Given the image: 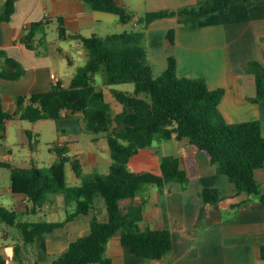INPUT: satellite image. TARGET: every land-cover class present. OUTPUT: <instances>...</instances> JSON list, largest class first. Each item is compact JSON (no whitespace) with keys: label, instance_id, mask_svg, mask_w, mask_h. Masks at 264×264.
Wrapping results in <instances>:
<instances>
[{"label":"trees","instance_id":"obj_1","mask_svg":"<svg viewBox=\"0 0 264 264\" xmlns=\"http://www.w3.org/2000/svg\"><path fill=\"white\" fill-rule=\"evenodd\" d=\"M16 1L5 0L0 20H10ZM81 1L94 10L118 14L123 22L135 17V13L116 0ZM243 1L247 0H205L178 9L148 10L139 19L145 29L151 22L171 16L195 26L210 14L226 13L232 5ZM58 22L59 37L79 38L88 49V60L79 66L67 86L59 79L48 90L18 94L14 111L5 108L0 95V143L6 137V122L13 117L30 121L57 120L82 112L92 139L107 138L111 162L106 172L98 169L84 172L80 159L69 154L67 144L54 147L58 160L49 171L35 164L20 167L0 160V167L9 168L11 172V190L26 198V213L42 212L58 195H62L66 203L76 205L63 220L34 221L21 220L17 209L0 205V220L16 225L26 243L37 241L43 252L46 234L63 227L77 215H92L89 230L72 240L49 264H108L111 259L107 245L117 233L121 243L139 257L160 259L172 250L169 229L140 227L142 208L121 204L123 199L134 198L148 184L181 189L187 186L191 172L178 155L161 154L159 173L130 167L131 158L142 148L157 146L161 149V145H154L155 140L187 138L192 149L208 165L215 166L218 173L228 177L229 197L245 194L247 198L257 196L264 202L256 176L258 169H264L262 125L258 120L228 122L219 109L224 88H210L204 77L179 76L174 55H168L164 70L155 74L147 60V49L141 43L145 29L87 36L69 33L62 17H58ZM43 23L37 21L27 28L22 40L29 48L37 49L34 37ZM175 35L176 29L170 28L166 35L170 44L175 42ZM0 53L5 57L0 78L14 80L24 75L25 67L17 59L3 49ZM247 70L256 78V95L252 99L264 100V65L252 60ZM99 72L106 85L134 83L133 90L112 88L115 99L122 105L120 111L115 110L103 88L98 86L96 75ZM68 162L80 183L67 182ZM186 163L193 168L192 157H187ZM202 196L206 203H217L221 199L216 188H204ZM103 212L107 220L100 219ZM20 255V244L15 243L10 264H27ZM261 255L264 258V246ZM38 260L36 264H41Z\"/></svg>","mask_w":264,"mask_h":264},{"label":"crops","instance_id":"obj_2","mask_svg":"<svg viewBox=\"0 0 264 264\" xmlns=\"http://www.w3.org/2000/svg\"><path fill=\"white\" fill-rule=\"evenodd\" d=\"M116 1L125 7L136 8L134 0ZM146 1L150 5L155 2L153 8L178 9L198 5L205 0ZM4 2L0 0V13ZM153 8L149 7L148 10ZM97 11L103 10H94L81 0H17L10 20H0V49L17 59L25 67V73L14 80L0 78V92L3 94L10 86V91L15 94H29L48 90L54 82L48 51L29 48L22 40L32 23L44 21L40 28L45 33L47 22H58V17H62L69 33L89 36L97 33L93 28L101 16ZM170 28L176 29L173 44L166 37ZM39 41L41 44L47 43L43 37ZM141 43L147 49V60L154 73L162 72L167 65L168 55H174L179 76L204 77L210 88L225 89L219 109L228 122L258 120L264 135V100L257 102L252 99L256 95V78L254 73L247 70L252 60L264 65V0L235 3L226 13H212L195 26L173 17L157 19L146 27ZM60 47L62 52L65 51ZM65 55L70 62L74 61L69 54ZM4 64L5 57L0 53V70ZM15 82H18L19 88L15 87ZM108 88L112 91L117 87L109 85ZM172 140L185 148L184 154L175 155L183 158L184 167L191 172L187 186L181 189L148 184L127 205L142 208L140 227L169 229L172 250L160 259L143 258L130 252L121 243L120 236H113L107 245V254L111 259L108 264H264L261 255L264 246V202L257 196L247 198L245 194L229 197L228 177L218 173L215 166L208 165L192 149L187 138ZM158 150L157 146L142 148L130 162L135 163V167H142V163L149 158H156ZM73 155L80 159L78 154ZM93 155L97 159L96 166L100 165L99 160L102 159L109 169V158L103 159L97 153ZM187 157L193 158V168L186 163ZM256 176L264 193V169H258ZM78 183L80 181L75 182ZM208 187L218 189L221 199L217 203L204 201L202 192ZM16 199L14 208L24 215L26 198L17 194ZM89 215L88 220L86 216ZM91 218V214L77 215L63 227L46 234V246L51 245V237L58 233V253L62 252L72 240L89 230ZM69 231L77 234L70 237L72 232ZM14 245L3 246L6 247L4 250L0 246V264L12 262Z\"/></svg>","mask_w":264,"mask_h":264},{"label":"rangeland","instance_id":"obj_3","mask_svg":"<svg viewBox=\"0 0 264 264\" xmlns=\"http://www.w3.org/2000/svg\"><path fill=\"white\" fill-rule=\"evenodd\" d=\"M134 1L135 2L133 4L136 8L126 7L128 10L135 13L133 20L123 22L118 14L106 11H97V13H101V16L100 20L96 21L93 26L94 30L98 34L105 36L110 33H119L125 30L130 31L145 29L143 27L144 25L140 22L139 17L143 16L149 7L153 8L152 6L155 2L150 5V3L146 0ZM165 8L166 7L153 8L152 10ZM171 17L177 18L176 16ZM58 25L59 22H57V20L46 23L45 33L43 28H38L34 37L35 46L40 51H48V58L51 60V66L53 69V72L51 73L52 79L55 81V77L58 76L61 82L67 86L73 75L77 72L79 66L85 64L88 60V49L79 38L75 40H62L59 37ZM41 37L46 38L47 43H39ZM60 46H62L65 51L62 52L59 49L61 48ZM66 53L73 58V62L69 61L68 56L65 55ZM155 74H158L157 71H155ZM102 78L103 74L99 72L96 75L98 86L101 88L103 85L102 88L106 90V97L111 102L115 110L121 109V103L115 99L113 93L108 88L109 85L103 84ZM18 82H15L16 84H14L16 88H19ZM100 83L102 85H100ZM115 86L118 89L124 90L134 88V83H120ZM9 87L7 90H4L3 94L0 92V95L5 107L9 111H14L17 108L16 97L18 94H15L12 90L10 91ZM174 141L175 140L162 141L161 149L155 153L156 158L154 156L153 160L149 158L148 161L146 160L147 162L142 163V167H135L133 165L135 163L132 164L130 162V167L135 169L146 168L159 173L161 154H184L183 150H185V148L183 146L181 147V143L177 144ZM176 142L179 141L176 140ZM64 144L69 146L70 155L78 154L84 172H90L94 169H98L102 172L107 171V164L102 159L99 160L101 161L100 165L96 166L95 162H97V159H95L93 155L97 153L103 157V159L109 158L111 160L107 138L102 136L98 141H94L92 139V134L86 129V121L82 112L72 113L57 120L45 119L30 121L17 117L11 118L6 122V137L2 139L0 143V160L9 161L20 167H30L35 164L44 171H49V167L56 160H58V155L54 150V147ZM158 144L159 142H154V145ZM179 150H182V152H179ZM66 180L72 185L75 184V182L80 181V178L77 177L72 169L71 162L66 163ZM10 185L11 172L9 168L0 167V205L8 208H14L15 201L17 200V194L11 191ZM55 198V202L47 204L42 212L37 214L25 213L24 215H19V219H28L33 221L38 219H65L66 215L74 210L75 204L66 203L62 195H58ZM130 199L131 198L123 199L121 204L124 206L129 205ZM99 217L101 220H107V214L105 212H103ZM86 218L89 220L90 215L86 216ZM67 229L69 230L68 227ZM86 232L87 231H85V233ZM65 234L68 235V233ZM76 234L77 233L74 231L71 233L70 237H73ZM22 235V231L16 225H11L0 220L1 248L4 250L6 247L3 246L19 243L21 252L20 256L27 264H36L38 257L40 259L38 261H40L41 264H49L51 260L56 258L61 253H58V233L51 237V241L49 242L51 245H49V247L46 246L43 252L40 251L41 246L37 241L26 243L23 240ZM118 236L119 233L114 235V237Z\"/></svg>","mask_w":264,"mask_h":264},{"label":"built area","instance_id":"obj_4","mask_svg":"<svg viewBox=\"0 0 264 264\" xmlns=\"http://www.w3.org/2000/svg\"><path fill=\"white\" fill-rule=\"evenodd\" d=\"M60 78L58 76L55 77V81H58Z\"/></svg>","mask_w":264,"mask_h":264}]
</instances>
